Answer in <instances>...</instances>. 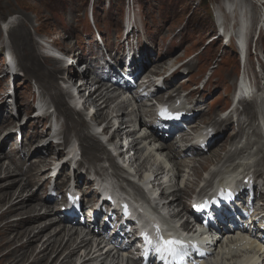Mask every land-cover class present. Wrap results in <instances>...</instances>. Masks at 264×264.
<instances>
[{
	"label": "rangeland",
	"instance_id": "obj_1",
	"mask_svg": "<svg viewBox=\"0 0 264 264\" xmlns=\"http://www.w3.org/2000/svg\"><path fill=\"white\" fill-rule=\"evenodd\" d=\"M94 2L96 3V1ZM159 2L160 0H153V5H148L145 2V10L143 14L141 6H137L133 10V12L122 13L121 10L123 5L119 6V4L122 3V0H98L96 5V10L98 12L97 24L96 21H90L91 19L89 18L90 0H0V47L3 45L2 38L4 35V37L8 38L9 40V42L6 43L5 46L10 52L11 59L16 61L17 67L25 74V78L17 81L16 83L17 85L15 87L14 99H8L6 101V107L3 108L0 113V122L5 121L7 125V127L0 129V143L4 142L3 139L8 134V132H11L9 129L11 127H14V123L16 125V123L20 124L21 122L27 121L25 120L27 119V117H25L24 114L28 113L31 110L30 100L32 96H34L32 90H34L35 88L40 90L37 83L39 84L44 95H47L50 98L51 103L56 107L57 111L60 114L64 115V117L66 118V122L64 125L62 124V121H59V124L61 126L60 130L62 131V129L65 130V128L68 129L69 127L71 130H68L65 135L73 131L75 134L79 133L81 137L82 132L85 133L84 124L82 121L77 120L78 123L76 126H74V123L76 121L73 120L72 114H70L62 101L61 82L62 79L65 78L66 69L62 68V66L58 62H54L53 60L45 58V55L43 54L44 49L38 43L40 41H45L52 47L56 48V50L59 52L62 51L65 56H67V58L77 59V61L83 65L82 68L86 69L90 76L97 77L102 74L101 72L107 70V65H105V62L108 61L106 55H108L115 61L122 58L124 53H120L125 48H127L126 40L129 39V37L125 36L123 33L125 23L127 22L134 21L135 23H137V31L134 34L139 37L144 31V24L142 22L144 19L149 25L151 31V37H144L149 39H151L152 37H157L158 35L166 31L173 32L174 30H180L182 28V31L185 32V36L190 40L192 49L195 48L197 49V51L200 48L205 47L211 40H213L217 36L214 26V22H216L214 15L216 14L217 9L222 8L221 2H212V13L210 16H207L201 11L200 5H198L195 0H183L184 3L178 10L172 11L170 16H164L159 13V8L156 5ZM108 4L110 5V8L106 10ZM235 8H244L245 13L248 14L252 20L251 37H249V42L251 43L253 35L258 28L257 20H261L263 17V8H261L259 0H239V4H237ZM189 15H191L190 18ZM11 17H14V20L11 19L8 22V19ZM11 22H14L12 27L8 30V32H3V29H6V27H8ZM184 22L186 23V25H184ZM95 29L98 30L97 34L105 45L102 46L101 43L94 45L93 39L95 37ZM33 30L41 32L39 33L41 35L38 36V33L36 34L35 32H33ZM228 35L230 36V33H228ZM158 46L159 50L165 48L163 38L160 39ZM231 51H234L233 41H231V44L228 48H225L222 43H216L214 48V55L210 60L204 59L206 55L205 52H203V55H201L200 59H198V65L200 64V74L207 71L208 67H213L215 64L218 66L217 70H215L211 78L213 81L217 82V84L210 86L211 89H219L218 83L220 76L218 75L226 74V77L229 78V81L235 80V73L237 69L232 67V65L226 58V56H233ZM252 51L254 52V54H252V58H250V69L251 72L255 75L256 81L260 82L261 87L264 88V56L261 55V53L264 52L263 40L256 42ZM152 52H154L155 54L156 50ZM112 54H114L113 57ZM233 54L237 56V53L233 52ZM1 55L2 54L0 52V75L4 65L3 56ZM217 56H220L221 60L223 59L222 63L221 61H218ZM150 61L154 62L155 56H151ZM65 62L66 58L64 59V65ZM242 66L243 64H240V68H242ZM39 71H42L44 73L41 75L39 74ZM202 79L203 76L199 77V80H196L193 77V79L190 80V84L188 85V87H184L183 90L190 89L195 85L200 86V81ZM5 93V80L1 79L0 96H4ZM54 98H57L55 103H53ZM50 100L48 98L46 99V103L49 105H51ZM10 102L14 103L15 107H13V105H10ZM17 109L21 110V112H19V116L15 118L11 115H14ZM58 120L59 118H57V123ZM27 125V128L23 129L24 137L27 138L28 136V138L34 140L36 143L51 134V131L49 130V127H47V124L41 123L40 121L29 120ZM72 134L73 133H70L67 136L68 140H71L74 137V134ZM85 134L88 135L87 133ZM236 138L238 139V137ZM11 141H13V138L6 142L5 146H3V149H1L2 146H0V167L4 170H8V172L13 174L9 179L0 181V192H13V190H16L13 193L14 196H16L19 192V188L24 187V190L22 191V195L24 197L30 196L32 193L35 194V200L31 202L32 204L37 203L39 204V206L41 205L42 209L44 208V206L51 207V210L54 211L55 207L53 204L48 203L47 205H45L43 203L44 196L47 194L46 189L43 188L42 190L37 191V184L40 181L35 177H31L38 174L41 169L32 172L27 176L31 177L29 178V181L33 182V184L29 185V187H26V178L19 177L15 165H18L21 173L25 174L29 164H33L35 160L31 161L30 163L27 158L16 152L14 150L13 144L10 143ZM49 141V139L46 140V142ZM231 143L232 142H229L228 140L227 142L222 143L221 145L216 147L208 156H205L210 160L203 166L201 164H194L193 166L197 170V177H199L201 169H206L211 163H217V161L222 160L221 158L224 156L223 153L225 154L226 152H228V150L231 149ZM42 144L43 143L41 141L37 146L36 151L40 149V146ZM95 144L101 150V147H99L97 143ZM96 145L93 146V153L95 152L96 157H98L100 152L95 147ZM83 146L84 150L90 147L86 144H83ZM34 150L35 149L32 148L28 152L33 153ZM84 150L83 152L87 156H90V154L86 153ZM49 151H51V154L49 155L47 161L50 162L51 165L52 160L55 157L53 153L57 151V148L54 146H49ZM44 152L45 151L43 150L35 152L37 153L35 156H40L43 158L46 154ZM28 155L29 154H27V156ZM213 156H215V158H213ZM85 159L87 161L92 160L90 157H85ZM93 163L96 164L99 162L93 161ZM95 164H93L92 167ZM255 165L259 167L257 164ZM95 168L98 170L102 169L100 165H95ZM98 172L102 173L104 172V170L102 169V171ZM183 176H185L184 173L181 178H183ZM2 177L3 176H0L1 179ZM197 177L195 176L194 178ZM13 178H15L16 181L15 185L8 190H4L3 188L6 187L5 185L8 184ZM86 183V180L83 179L81 181V186L84 187ZM123 186L129 189L127 185ZM185 189L183 188L185 192H182L183 199H181L180 203L176 205V208L169 209L171 213L175 212V210H179L177 208L180 207H182L183 209L182 212H185L184 199H186V197L188 196L189 187L187 188L186 186ZM86 192L89 193L90 191L87 190ZM8 206L9 202L3 201V198L0 199V264H18V262L16 261H19V264H60L64 260L63 258H65V255L67 256V253H69L73 248L72 245V247L70 246V249L68 248L67 250L62 249V247L58 251L57 255L49 251L47 253L48 256L45 254L44 258L35 257L36 253H38V251L40 250L41 244L48 239L47 234H45L46 236L43 235L44 237L42 236L43 238L40 241V244L38 245L36 251V247H33L34 245H32L28 246V248L24 250L26 252L29 249L30 254L20 252L22 249H24L23 245H25L27 241L23 230L25 227H29V224L25 223L21 228L16 229L17 232L12 231V228H15L17 224L16 222H14L15 218L21 219V217L26 214L25 211L22 213L18 211L3 213L6 211ZM44 212L45 209L41 211V213ZM28 217L29 219H32L33 215H28ZM22 218L25 219L27 217ZM49 222L50 221H47L46 223L45 221L43 224H48ZM74 223L76 224L75 221ZM55 226L56 225L53 224L54 229L52 228L51 231H49L50 229L47 231H49V233H53V231L57 232L56 230L59 229V227ZM63 228L66 230L71 229L70 227ZM20 245H22V247L19 249L18 246ZM17 247L18 249H16ZM10 250L15 251L10 253ZM39 259L43 260L38 261ZM75 259L76 256L70 258V264L80 262L79 259L78 261H74ZM109 262H112L110 264L117 263L116 260H107V264H109ZM118 262L119 264H121L120 260ZM128 264L133 263L128 262ZM136 264H138V262H136Z\"/></svg>",
	"mask_w": 264,
	"mask_h": 264
},
{
	"label": "bare ground",
	"instance_id": "obj_2",
	"mask_svg": "<svg viewBox=\"0 0 264 264\" xmlns=\"http://www.w3.org/2000/svg\"><path fill=\"white\" fill-rule=\"evenodd\" d=\"M43 73L44 72L39 71V74L42 75ZM56 100H57V98H54L53 103H55ZM252 102H253L252 100L251 101L242 102L243 104H245L244 115L246 116V120L245 121H240L237 124V126L239 128V132L242 135V138L244 140H246V145L248 147H243L242 151L240 153L237 151L238 147H236V149L233 151L234 156H238V155L239 156L240 155H246V157L249 156V157H247L245 159H252L254 156H257L258 154L264 153V151H263L264 142H263V144L260 143V138H262V135L257 132L256 126L253 123V113L251 111ZM259 105H261V102H259ZM262 110H264V103H263ZM19 112H21V110L18 109V113ZM99 115H101V113H99ZM34 120H36V119H34ZM80 121H82V120H80ZM77 123L78 122L76 121L74 123V126H76ZM180 124L181 123L179 121H176V126H179ZM185 126H187V124ZM177 129L178 128H176V130ZM68 130L70 131L71 129L69 127H68V129L67 128H65V130L63 129L61 131V134L65 135V133H67ZM76 130H77V128H76ZM82 131H83V129H82ZM227 131L228 132L231 131V127H230L229 124L226 125L225 132L228 134L226 139L230 140L233 137L234 133L233 132L228 133ZM139 132L140 131H137V134ZM262 132L264 133L263 129H262ZM87 134L88 135H86L84 132H82V134H81L82 137L80 136L79 133L75 134V136L81 141V145L82 146H83V144H86V145L90 146L86 150H84V146H83V150L86 153L90 154V156H87L83 152L84 157H90L92 159L90 161L99 162L101 168L105 171L107 168H109L108 164L110 163V158H108V154L107 153L101 151L98 148V146L95 144L96 140L91 136V134L90 133H87ZM185 139H186V134L185 133H182L180 136H177L176 138L173 137L170 140L160 139V141L163 143V145H165V143H169L168 151L165 152L164 155H162V153H164V151L161 150V164L165 163V161H166V163L162 166V168L168 170V175L171 174V177H169L170 182L176 181L177 178L179 177L178 173H181L184 169L187 170V172L184 173L185 176H183V178H182L183 181H185L187 179V177L191 176L192 174H193L192 177H195V176L197 177V170H196V168L193 165L194 164H199V162L196 160V158H199L200 156L191 154L192 150L190 149V147L187 149L186 146H185L184 147V151H181V153L178 155V158H182V163L179 164V163L174 162L175 153L179 150L181 145L184 143ZM132 142H138L139 144H146L147 143V139H145V138H143V139L135 138L134 140H132ZM5 144H6V142L2 143L1 149H3V146H5ZM34 144H35V142L32 141V142H27L26 145H27V148L29 149L30 147L32 148V146ZM94 145H96L95 147L100 152L98 157H96L95 152L93 153V150H94L93 146ZM120 145H121V142H120ZM233 146H234V144L232 143L231 147H233ZM152 149L159 150L158 147H154V146L151 147V145L149 144L148 145V151L150 152ZM36 154L37 153L34 152L29 157V156H27V152H24V154L22 155L25 158H27L28 161H30L33 158H35L37 160L33 164H29V166L26 169V173L25 174L21 173V171L19 170L18 165H15V166H16V171L18 172L19 177H25L26 178L25 179L27 181V183H26L27 186L26 187H29V185L33 184V182L29 181V178L35 177L37 180L40 181L37 184V191H40V190H42L44 188L45 184H47L49 182V179L44 178V177L50 172V166L51 165H50V162L47 161L48 157L40 158L39 156H35ZM129 155H130V157H135L136 156V155H132V154H129ZM158 156H160V154H158ZM229 156H230V152H228L227 156L224 157L223 159H225V158H227ZM260 159L264 161V157H262ZM230 167L231 166H227V168H230ZM248 167H251V164L248 165ZM39 169H41V170H40V172L38 174H36L34 176H31V177H27L29 174H31L32 172H35V171H37ZM102 169L97 170L95 172V174L99 173L98 171H102ZM0 171H1L0 176H3L2 179L0 178V181L9 179L13 175L12 173L8 172V170H4L1 167H0ZM174 174H176V175H174ZM116 176L117 177H121L119 174H116ZM149 177L150 176L145 175V176L142 177L141 180L143 182L149 183ZM17 179H19V178H17ZM35 180H33V181H35ZM15 182H16L15 178L11 179L10 182L8 184H6L5 185L6 187H4L3 189L4 190H8V189L12 188L15 185ZM86 186L89 189L91 187V184L87 182ZM263 186H264V184H263ZM185 187L183 186L182 188H179V186L176 185V190L171 195V199H170L171 201L169 203L167 202L168 206L172 207V206H175V204L180 203L181 199H183L182 192L183 191L185 192V190H183V188L185 189ZM171 188L172 187H170V189ZM23 190H24V187H20L19 188V192L17 193L16 196H14V194H13L16 190H13V192L12 191L0 192V199L3 198V201L9 202L8 208L3 213H11V212H14V211H18V212L22 213V212L25 211L26 215H24L22 217H27V218H25V219H23L22 217H21V219L15 218L14 222H16L17 224H16L15 228H12V231L17 232L16 229L21 228L25 223L29 224L28 225L29 227H25L24 230H23L27 241H26V244L23 245L24 249H22L20 252L24 253L25 252L24 250H26L28 248V246H32V245H34L33 247H36L35 248V251H36V249L38 248V245L40 244V241L44 237L43 235L47 234L48 239L41 244L40 250L38 251V253H36L35 257L44 258L45 254L47 255V253L49 251L52 252V253H55L57 255L58 251L62 247H63L62 249L67 250L72 245L73 248L71 249V251L69 253H67L68 254L67 256L65 255V258H63L64 260L60 264H70V261H69L70 258H73V257L76 256V259H77V257H78L77 254L79 252H82V251H83L84 254H83V258H82V256H80V259H81V261L79 259L80 264H93V263H97V262H98V264H107L106 261L108 259L118 261L120 256L125 258L129 262L132 261V259L124 257L125 253H127V251H128L127 248H123L121 246H115L114 247V252L112 254H110L111 251H107L105 253H102L103 250L99 248V246L102 244L100 242H98L95 245L94 253L91 254L89 252L90 247H91V235L88 233V235L81 236L80 231H78V230H80V228H77L76 225H70V226L63 225L62 228H59V229L56 230L57 232L53 231V233H49V231H51L52 228H53V224H55L54 221L51 219V217H50V215L48 213H44V214L41 213V211H42L41 205L39 206V204H37V203L36 204H32L31 203V202H33L35 200L34 199L35 194L32 193L30 196H25L24 197L22 195V191ZM133 190H135V192L137 191L136 193H140V190L135 188V187H133ZM158 204L161 206V208H166V206H167V204L162 201L161 197H159V199H158ZM44 208L49 209L46 206H44ZM168 210H169V208H168ZM193 214L197 215L196 212H193ZM15 215H18V214H15ZM15 215H13V216H15ZM28 215H30V216L33 215V218L29 219ZM167 215H169V213ZM254 218H255L254 222L258 223L259 221H257V219H256L257 215ZM45 221H46V223H47V221H50V222L48 224H43ZM56 226H58V225H56ZM78 226L81 227V225H78ZM63 227H70L71 229L70 230H66ZM47 230H49V231H47ZM20 232H22V231H20ZM81 232H83V231H81ZM105 232H107V230ZM215 232H217V230H215ZM107 233L109 234V232H107ZM237 235H239V234H237ZM98 236L102 237V240H105V237L103 235L99 234ZM107 237H109V236L107 235ZM64 241H65V243H64ZM108 241H110V240H108ZM219 242L220 241H218L217 243L219 244V246H221V243H219ZM63 243H64V246H63ZM18 247L20 249L22 247V245H20ZM18 247L16 249H18ZM64 247H66V248H64ZM104 248H105V245L103 246V249ZM14 251L15 250H12V251L10 250V253L14 252ZM119 252H122V254H120ZM153 252L157 255V260H161V257H163L164 259H169L170 260L168 255H162L161 251L158 250L157 248H153ZM184 252L185 251H183L182 253H184ZM25 253L26 254H30L29 253V249ZM226 254L229 255V256H232V252H227ZM102 255H105L106 261L101 260V256ZM173 257L177 258V257H179V254L178 253L173 254ZM42 260L43 259H39L38 261H42ZM233 260H235V259L227 260V263L230 262V261H233ZM16 262H18V264H19V261H16ZM213 262H214V264L222 263L221 260H219L218 258H216V260L214 259ZM110 263H112V262H109V264ZM116 264H118V263H116ZM199 264H212V262L207 263L206 261L205 262L201 261V262H199Z\"/></svg>",
	"mask_w": 264,
	"mask_h": 264
},
{
	"label": "trees",
	"instance_id": "obj_3",
	"mask_svg": "<svg viewBox=\"0 0 264 264\" xmlns=\"http://www.w3.org/2000/svg\"><path fill=\"white\" fill-rule=\"evenodd\" d=\"M183 0H179V1H177L176 2V4H177V8L180 6V5H183ZM162 7H165L164 5L162 6ZM201 9H202V11H204V12H208V10H209V0H201ZM94 12H95V10H93V14H94ZM95 15L97 16L98 15V12H97V10H96V12H95Z\"/></svg>",
	"mask_w": 264,
	"mask_h": 264
},
{
	"label": "snow or ice",
	"instance_id": "obj_4",
	"mask_svg": "<svg viewBox=\"0 0 264 264\" xmlns=\"http://www.w3.org/2000/svg\"><path fill=\"white\" fill-rule=\"evenodd\" d=\"M165 243L168 245V248H169V251H175L174 249V245L178 244L179 241H176V240H168V241H165Z\"/></svg>",
	"mask_w": 264,
	"mask_h": 264
}]
</instances>
